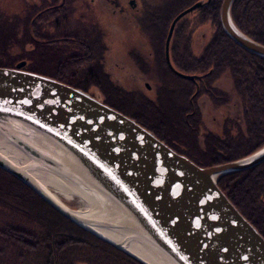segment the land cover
Segmentation results:
<instances>
[{
  "label": "water",
  "instance_id": "95a60500",
  "mask_svg": "<svg viewBox=\"0 0 264 264\" xmlns=\"http://www.w3.org/2000/svg\"><path fill=\"white\" fill-rule=\"evenodd\" d=\"M211 1L195 3L177 15L165 41L169 68L191 81L195 77L176 72L169 63V40L183 16ZM234 1L223 0L220 5L218 18L223 33L243 50L264 59V46L234 25L231 18ZM24 66L25 62L10 69L0 67V127L14 132L28 144L34 136H41L40 131L58 136L105 178L112 188L108 192L127 203L134 223L126 215L113 222L84 211L75 212L38 180L0 157L1 170L20 180L71 223L144 263L127 245L134 232L129 220L175 264H264V237L229 202L217 181L221 175L241 173L263 164L264 145L230 163L197 166L134 120L90 94L25 71ZM25 120L36 125L38 131L26 125ZM39 149L38 167L49 162L71 168L63 156ZM107 230L122 233L126 240L122 243L110 240L104 235Z\"/></svg>",
  "mask_w": 264,
  "mask_h": 264
},
{
  "label": "rangeland",
  "instance_id": "374dc122",
  "mask_svg": "<svg viewBox=\"0 0 264 264\" xmlns=\"http://www.w3.org/2000/svg\"><path fill=\"white\" fill-rule=\"evenodd\" d=\"M46 1L48 0H0V25L3 24L4 29H9L1 37L3 41L0 42V65L11 63L13 68L21 62H25V66L30 65L32 54L34 56L35 52L37 60L35 59L33 64L37 66L40 64L38 62H40L39 59H41L42 53L44 59L47 60L45 57L47 53L43 51V48H46L45 50H48L50 55H54L56 68L62 71L61 73L70 74V77L78 79V73L74 74L72 72L76 67L66 65L65 69H60L62 67L60 63L67 60L70 51L72 54L80 51L83 57L86 55L88 61L86 60L79 66L77 65L81 68L78 71L83 75L86 71L84 70L86 65L89 64L93 67L92 70L99 75L95 80H87L85 87L89 85L86 88V93L91 94L92 97L100 101L106 97L110 100L108 104L113 110L134 120L142 128L149 130L156 138L173 143L179 149L188 150L190 154H194L196 149H190L189 145L186 146L183 143L180 144L176 139V135L181 134L182 136V134H185L189 138H199L202 142L200 143L201 147H206L209 145L204 143L203 139L212 141L218 138L215 135L208 134V132L218 134L219 131H222L225 117L237 118L233 113L234 108L240 109L241 114L242 105L238 104L240 98L233 92L231 83V79H233L231 69L233 67L222 69L224 73L213 80L212 67H210L211 54L208 55L207 48L216 30L202 13V8L183 16L175 27V30L178 31L177 37L173 35L170 39L172 42L171 47L175 45L172 54L176 55V61L171 59L174 67L178 70L184 69L182 71L185 75L189 74L187 76L204 75L203 83L199 82L201 84V90L197 97L199 107H196L195 111L192 109L190 99L197 96L198 85L188 80L181 81L171 75L165 63L164 45L173 19L178 12L186 10L195 3L206 2L207 0H136L137 12L134 11L135 15L132 14L130 17H126L117 9L114 11L112 7L113 5L116 6V0H97L94 4L96 5L94 6V14L90 13L94 18L92 22L98 24H95V28L89 21L90 17H86L84 14L85 9L93 8L90 0H69V4L66 3V6L67 4L69 6L68 9L64 10L67 14L65 20L64 17L61 19L56 13L48 16L47 12L42 10L49 6ZM54 1L56 3L60 2V0ZM125 8L126 5H124V11H126ZM52 17L57 20V23L51 19ZM34 20H36L35 24L33 23ZM233 23L235 25L234 20ZM32 24L33 30L30 27ZM28 28L30 35L35 34V37H33L34 50L30 59L25 57V50L21 48L25 39L22 35ZM2 29L0 26L1 31ZM45 34H47L46 37ZM71 36L78 37V40L81 38L84 47L77 44H74V46L70 44H51V41H49L52 37ZM195 42L198 52L196 57L192 52ZM49 54L48 56H50ZM179 54L183 56L180 57ZM88 55L90 56L87 57ZM39 67L41 68V65ZM44 68L46 69V67ZM146 83L150 90L144 87ZM214 87L216 92L220 91L224 94L221 98H229L230 101L227 102V105H225L226 102L221 105L215 104ZM154 114L160 117L161 114H164V116L168 114V118L170 117L169 122L171 121L173 124L165 126L161 122H156ZM182 119L184 122L180 123L179 121H182ZM164 132H169L170 135L168 136ZM208 155L207 153L206 156ZM229 175L231 176L232 173L225 176ZM66 204L70 209L91 213L90 209L87 208L88 203L82 198L71 196L70 203ZM99 218L101 219V215ZM3 219L4 215L0 211L1 229H4L5 225L8 227V223ZM5 219L8 220L9 218L5 216ZM38 220L40 221V218ZM76 227L79 230H84L93 238L95 237L98 242L108 244L95 234L79 226ZM261 227L264 226L261 225ZM261 227L260 229H262ZM38 229L40 228H36V230ZM12 231L14 230H6L9 233ZM111 238L113 241L122 240L117 236ZM127 245L131 246L130 241H127ZM109 246L115 251L118 250L111 245ZM3 248L8 251L14 249V246L13 244L8 247L3 245ZM120 252L126 255L123 251ZM126 256L139 264H146L128 254ZM27 261H30V259H27Z\"/></svg>",
  "mask_w": 264,
  "mask_h": 264
},
{
  "label": "trees",
  "instance_id": "16d2710c",
  "mask_svg": "<svg viewBox=\"0 0 264 264\" xmlns=\"http://www.w3.org/2000/svg\"><path fill=\"white\" fill-rule=\"evenodd\" d=\"M221 1L212 0L202 8V13L216 30L207 48L208 53H211V65L210 62L209 65L212 67L213 80L224 73L222 69L233 67L231 83L233 92L240 98L238 104L242 105L241 114L240 109L234 108L233 113L237 118L225 117L218 138H215V141L203 139L204 143L209 145L206 147H201L200 143L202 142L199 138H189L185 134L176 135L180 144L183 143L186 146L189 145L190 149H196L194 154H190L188 150L179 149L173 143L159 139L169 148L189 157L197 166L201 167L221 165V163L242 159V157L261 149L264 145V59L243 50L225 36L220 28L218 18ZM231 15L235 25L246 36L248 35L255 42L264 46V0H235L232 4ZM0 26L3 28L2 31L0 30L1 38L9 29H4L3 24ZM30 27L31 30L34 29L33 24ZM34 35H30L29 28L22 35L25 39L21 48L26 51H24V55L29 59L34 50ZM46 36L47 34H45ZM2 39L0 42L3 41ZM81 47H84V44ZM43 49L47 53L45 56L47 60L44 59L42 53L40 62H38L40 64L34 65V60H37L34 52L32 62L25 66V71L48 76L84 92H87L86 88L89 85L85 87L87 80L98 78V73L96 74L89 64L86 65L83 75L78 71L81 69L78 67L79 65L75 66V70H72L74 74L78 73V79L70 77V74L61 73L62 71L56 68L54 55H50L49 51L45 50L46 48ZM78 52L80 53V51ZM85 56L84 60L86 61ZM65 64L67 65L66 61L60 65L64 67ZM0 66L13 68L11 63ZM218 69L221 70L218 71ZM95 83L98 84L97 81ZM99 85L101 86L100 83ZM200 90L201 88L197 92V96ZM214 94L217 105H221L223 102H226L225 105H227V102L230 101L229 98H221L224 94L220 91L216 92L215 87ZM155 114L156 122H161L165 126L173 124L171 121L169 122L168 114L166 116L161 114V117ZM179 122L184 121L182 119ZM164 133L170 135L169 132ZM207 153L208 156H206ZM217 181L219 189L226 194L229 202L264 237V233L260 229L261 225L264 226V163L241 173L233 172L231 176L221 175ZM0 192H2L0 193V211L4 215L3 220L8 223V227L5 225L4 229L0 228V264H139L122 252L115 251L108 244L98 242L95 237L93 238L84 230H79L73 223L37 197L20 180L1 169ZM5 216L9 219H5ZM36 228L40 229L36 230ZM6 230L14 231L9 233ZM29 237L31 239L28 240ZM12 244L14 249L5 251L3 245L8 247ZM37 245L38 247H36Z\"/></svg>",
  "mask_w": 264,
  "mask_h": 264
},
{
  "label": "bare ground",
  "instance_id": "6f19581e",
  "mask_svg": "<svg viewBox=\"0 0 264 264\" xmlns=\"http://www.w3.org/2000/svg\"><path fill=\"white\" fill-rule=\"evenodd\" d=\"M38 75L45 76L41 74ZM25 123L34 131L37 130L36 125L26 120ZM40 133L41 136H34L33 140L30 139V144H28L24 143L21 137L14 132L12 133L8 129L0 127V157L3 159L6 158L14 166H18L27 173L30 178L38 180L45 189H49L50 193L56 199L63 202L66 207H68L66 203H70V197L74 196L85 200L88 203L87 208L91 211V213L88 214L95 216L97 219H99L101 215V220L106 219L115 222L116 220L124 219L126 215L129 217L128 219L132 220L127 203L117 199L116 196L108 192L112 188L107 184L103 176L99 175L92 167L87 165L83 158L77 155L69 146L65 145L58 136L56 137L44 131H40ZM39 148H44L55 153V155L63 156L64 158L62 157V159L67 165L70 164L71 166H68L72 169H66L60 164L57 166L52 165L49 162H47L48 164L44 163L43 166L38 167L37 160L41 158ZM33 155L36 157V160L32 157ZM69 155L72 156V160L65 159L66 156L70 157ZM77 166H79V168ZM103 190H105V192ZM73 210L77 212V209ZM132 222L129 220L128 224L134 231L133 234L130 235V238H128L131 239L129 240L131 243L129 250L147 264H175L167 258L166 254L160 248L157 249L156 246L147 239L148 237L146 234H143L140 228L136 227ZM109 231L110 230L104 231V235H107L110 240H113L111 238L112 236H117L122 239L114 240L119 243L126 240L122 233L118 231L116 233Z\"/></svg>",
  "mask_w": 264,
  "mask_h": 264
},
{
  "label": "flooded vegetation",
  "instance_id": "af4514ba",
  "mask_svg": "<svg viewBox=\"0 0 264 264\" xmlns=\"http://www.w3.org/2000/svg\"><path fill=\"white\" fill-rule=\"evenodd\" d=\"M69 0H60V2L59 3H56L54 0H48V1H46V3H48L49 4V6H46L44 9H42V10H44V11H46L47 13V15L48 16H51L50 14H52V15H55V13L57 14V15H59L60 17H61V19L63 18L64 20H65V17L67 16V14L64 12V10L67 8L68 9V4H69V2H68ZM117 2V4H116V6L115 5H113V9H114V11H116V9H117V11H119V12H121L123 15H125L126 17L128 16V17H130L132 14H134L135 15V12L134 11H136V0H124V3H123V0H116ZM126 1V2H125ZM96 2H97V0H90V3H91V7H93V8H88V9H85L86 11L84 12V14L86 15V17H90V19H89V21L94 25V28H95V24L96 25H98L97 24V22H95V24L92 22V21H94V18H93V15H90V13H93L94 14V6H96V5H94V4H96ZM203 1H201V3H202ZM66 3H68L67 4V6H66ZM203 3H206V2H203ZM89 5V4H88ZM120 7H119V6ZM124 5H126V8H125V10L126 11H124ZM90 6V5H89ZM206 6V4H203L202 5V7L201 8H203V7H205ZM137 12V11H136ZM76 13H79V12H76ZM55 23H57L56 21V19H54L53 17L51 18ZM50 19V20H51ZM52 21V22H53ZM34 24L36 23V20H34V22H33ZM177 25V24H176ZM176 25H175V27H176ZM49 26H51V25H49ZM175 27H174V29H173V33H172V36L174 35V37L176 36L177 37V34H178V31H176L175 30ZM54 33V32H53ZM169 33V32H168ZM68 36H70V35H68ZM172 36H171V38H172ZM99 37H101V36H99ZM49 41H51V44H67V45H73L74 46V44H77V45H79V46H82L83 45V41H82V39L80 38L79 40H78V37H63V38H60V37H52L51 39H49ZM78 41V42H77ZM171 44H172V42H171V40H170V45H169V48H168V53H169V63L171 64V66H172V68H174V70L176 71V72H178V73H180V74H183L184 72V69H181V70H178V69H176V67H174V65L172 64V60H174V61H176V55H174V54H172L173 53V51H174V49H175V45L174 46H172L171 47ZM58 46V45H57ZM194 46L196 47V42L194 43ZM104 47H106V46H104ZM108 47V46H107ZM195 47H193V49H192V52L194 53V56L196 57V55H198V52H197V47H196V49H195ZM171 48H172V51H171ZM78 51V50H77ZM54 52V51H53ZM171 52V53H170ZM55 53V52H54ZM163 53H164V59H165V63H166V53H165V45H164V51H163ZM211 53H208V55H210ZM179 56L180 57H182L183 55L182 54H179ZM195 57H194V59H195ZM172 59V60H171ZM194 59H193V61H194ZM65 61V60H64ZM72 61V62H71ZM83 62H85V60H84V57H83V54L81 53H79V52H75V53H73L72 54V52H69L68 53V58H67V60H66V63H67V65L68 66H71V67H74L75 68V66H77V65H80L81 63H83ZM60 64H62V63H60ZM167 64V63H166ZM60 66H62V65H60ZM66 68V64L64 65V67L62 66V67H60V69H65ZM167 68H168V70L170 71L169 73L171 74V75H174L176 78H178V79H180L181 81H184V80H188V79H186V78H182L181 76H179L177 73H175L174 71H171V69L169 68V66H168V64H167ZM183 70V71H182ZM212 73V72H211ZM213 74V73H212ZM183 75H185V73L183 74ZM187 75H189V74H187ZM190 76H193V77H195L194 78V80L193 81H191V80H188L189 82L191 81V83H193V84H196V85H198V87L197 88H201V84L199 83V82H202L203 83V76L204 75H198V74H195V75H190ZM207 78V77H206ZM207 82V81H206ZM206 82H205V84H206ZM144 87H146L148 90H150L149 88L150 87H148V85H147V83L146 84H144ZM91 95V94H90ZM197 97L198 96H196V97H193V98H191L190 99V102L192 103V109L193 110H195L196 109V107L198 108L199 107V105H197ZM99 100V99H98ZM106 106H108V107H111L108 103H109V101L110 100H108V99H106V97L104 98V100H101ZM108 101V102H107ZM201 108V107H200ZM229 118V117H228ZM207 134V133H206ZM208 134H210V135H215L216 137H218V134H212V133H210V132H208ZM184 156V155H183ZM186 157V156H185ZM187 158V157H186ZM187 159H189V157L187 158ZM191 160V159H190ZM194 162V161H193ZM195 163V162H194ZM262 229V231H263V233H264V227H261Z\"/></svg>",
  "mask_w": 264,
  "mask_h": 264
}]
</instances>
